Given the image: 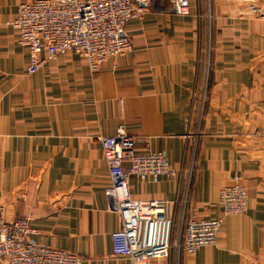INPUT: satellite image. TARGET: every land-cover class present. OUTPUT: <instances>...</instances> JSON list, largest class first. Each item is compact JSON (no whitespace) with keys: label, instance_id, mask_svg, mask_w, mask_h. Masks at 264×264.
Instances as JSON below:
<instances>
[{"label":"crops","instance_id":"crops-1","mask_svg":"<svg viewBox=\"0 0 264 264\" xmlns=\"http://www.w3.org/2000/svg\"><path fill=\"white\" fill-rule=\"evenodd\" d=\"M24 0H0V208L28 218L34 238L81 264H129L110 252L119 215L98 136L118 124L138 151L164 148L173 177L129 176L136 198H178L175 219L219 217L215 242L192 254L174 233L147 264H264V21L245 0H137L121 32L131 47L90 69L72 52L25 73L27 48L4 21ZM236 175L242 213L224 214L219 188ZM174 219V220H175ZM180 230V232H181ZM178 242V243H177Z\"/></svg>","mask_w":264,"mask_h":264},{"label":"built area","instance_id":"built-area-1","mask_svg":"<svg viewBox=\"0 0 264 264\" xmlns=\"http://www.w3.org/2000/svg\"><path fill=\"white\" fill-rule=\"evenodd\" d=\"M168 1L174 13L186 14L191 0ZM245 1L248 13L264 21V0ZM141 12L137 0H24L4 23L27 48L25 73L34 72L44 57L58 52L82 56L88 67L95 69L130 49V38L121 28ZM98 138L109 178L108 208L119 215L117 228L110 232V252L127 257L129 264H147L151 257L166 256L172 245L178 198L132 197L128 182L131 175L151 181L175 176L177 170L166 150H136L135 139L122 124L114 133ZM218 202L224 214L244 212L247 192L236 175L219 188ZM219 225V217L187 218L180 232L181 248L192 254L199 246L214 243ZM34 233L27 217L7 220L0 208V264H81L75 253L37 241Z\"/></svg>","mask_w":264,"mask_h":264},{"label":"rangeland","instance_id":"rangeland-1","mask_svg":"<svg viewBox=\"0 0 264 264\" xmlns=\"http://www.w3.org/2000/svg\"><path fill=\"white\" fill-rule=\"evenodd\" d=\"M180 230H181V222L179 221V219H175L172 227L171 241L174 240V233L179 235Z\"/></svg>","mask_w":264,"mask_h":264}]
</instances>
